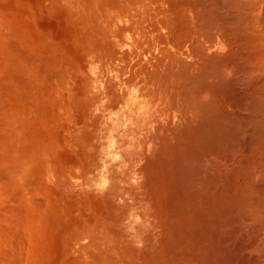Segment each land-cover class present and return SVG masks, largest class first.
I'll use <instances>...</instances> for the list:
<instances>
[{
	"label": "bare ground",
	"instance_id": "bare-ground-1",
	"mask_svg": "<svg viewBox=\"0 0 264 264\" xmlns=\"http://www.w3.org/2000/svg\"><path fill=\"white\" fill-rule=\"evenodd\" d=\"M13 1L0 264H264V0Z\"/></svg>",
	"mask_w": 264,
	"mask_h": 264
},
{
	"label": "rangeland",
	"instance_id": "rangeland-1",
	"mask_svg": "<svg viewBox=\"0 0 264 264\" xmlns=\"http://www.w3.org/2000/svg\"><path fill=\"white\" fill-rule=\"evenodd\" d=\"M13 4H14L13 0H0V16H2V18L6 17V18L10 19V12H15L14 9H13V7H14ZM23 13H25V9L19 7V9L17 11V14H20V23H19V25L21 24V20L23 18ZM19 25L18 26H14V25L11 24V26H13L16 29H18L19 32L21 31L20 33L27 34L25 26L23 24H21L20 26Z\"/></svg>",
	"mask_w": 264,
	"mask_h": 264
}]
</instances>
